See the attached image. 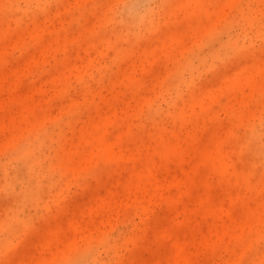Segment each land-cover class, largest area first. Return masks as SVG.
Masks as SVG:
<instances>
[{
	"label": "rangeland",
	"instance_id": "1",
	"mask_svg": "<svg viewBox=\"0 0 264 264\" xmlns=\"http://www.w3.org/2000/svg\"><path fill=\"white\" fill-rule=\"evenodd\" d=\"M0 264H264V0H0Z\"/></svg>",
	"mask_w": 264,
	"mask_h": 264
}]
</instances>
